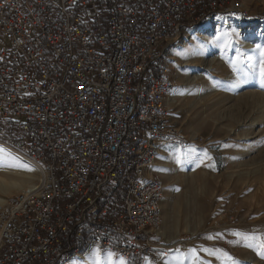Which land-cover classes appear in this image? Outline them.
I'll return each mask as SVG.
<instances>
[{
    "label": "built area",
    "instance_id": "1",
    "mask_svg": "<svg viewBox=\"0 0 264 264\" xmlns=\"http://www.w3.org/2000/svg\"><path fill=\"white\" fill-rule=\"evenodd\" d=\"M247 7L0 0V146L37 171L0 205V264H68L97 247L160 264L153 169L164 149L192 146L170 117V49L218 17L258 22Z\"/></svg>",
    "mask_w": 264,
    "mask_h": 264
},
{
    "label": "rangeland",
    "instance_id": "2",
    "mask_svg": "<svg viewBox=\"0 0 264 264\" xmlns=\"http://www.w3.org/2000/svg\"><path fill=\"white\" fill-rule=\"evenodd\" d=\"M245 3L258 22L245 24L232 17L211 21L209 27L184 33L169 52L168 66L176 75L171 121L196 152L178 163V149H164L153 169L164 187L160 264L172 260L176 249L199 246L224 250L240 264H264L245 241L231 235L240 231L264 236V89L256 48L264 46V0ZM233 32L238 35L226 36ZM238 78L242 82L236 84ZM20 162L5 157L0 167L3 202L37 183L31 165L23 163L32 171L9 166ZM13 185L17 189L11 194L1 191ZM101 254L107 264V252ZM200 256L218 264L214 257ZM72 264L96 261L91 254Z\"/></svg>",
    "mask_w": 264,
    "mask_h": 264
},
{
    "label": "snow or ice",
    "instance_id": "3",
    "mask_svg": "<svg viewBox=\"0 0 264 264\" xmlns=\"http://www.w3.org/2000/svg\"><path fill=\"white\" fill-rule=\"evenodd\" d=\"M238 17L239 14H233ZM219 19H223V17H218ZM238 33L226 34V36H236ZM257 50L260 52V61H259V75H260V87L264 89V46L257 45ZM239 62V57H237V61ZM242 81L238 78L236 84L241 83ZM235 86V85H234ZM196 152L195 149H188V151H184L183 149L177 150V162L183 163L185 160L189 159ZM205 155H207L205 153ZM7 157L9 160L18 161V157H13L12 153L6 152L5 148L0 147V167L4 166V158ZM211 159V157H208ZM9 166H17L21 167L22 170L32 171L33 169L30 166L24 165L23 162H20L19 165L9 164ZM232 236L245 241L246 247L253 249L257 252V254L264 259V236L260 235H249L247 233H243L240 231H234L231 233ZM205 239H213L211 236L205 237ZM204 253L206 256L214 257L218 264H240L234 257H232L228 252L218 249V248H208V247H193L186 250L176 249L174 250V257L172 260H166L165 264H210L209 261H206L201 258L200 253ZM96 264H104V260L102 258L101 249L99 247L93 249L92 252ZM147 260V258H146ZM107 264H128L126 258L122 255L119 257L114 252H107ZM150 264V261L147 262Z\"/></svg>",
    "mask_w": 264,
    "mask_h": 264
},
{
    "label": "bare ground",
    "instance_id": "4",
    "mask_svg": "<svg viewBox=\"0 0 264 264\" xmlns=\"http://www.w3.org/2000/svg\"><path fill=\"white\" fill-rule=\"evenodd\" d=\"M210 26V24H208L207 25V27H209ZM204 31V30H203ZM173 97V96H172ZM26 182H28V180H24L22 183H25L26 184ZM34 185H31V186H29V187H33ZM3 187V186H2ZM4 188V189H3ZM2 189H1V191H3V193L4 194H6V195H9V194H11V193H13V191H15L16 189H17V186L16 185H13V186H6V187H3ZM1 203H3V200H1L0 199V204ZM163 203V202H162ZM75 260V259H74ZM74 260H72V261H70L68 264H72L73 262H74Z\"/></svg>",
    "mask_w": 264,
    "mask_h": 264
}]
</instances>
